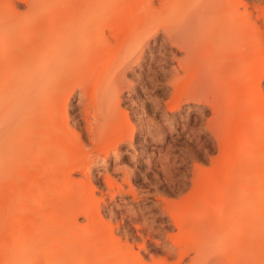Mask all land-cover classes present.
Here are the masks:
<instances>
[{
	"label": "bare ground",
	"instance_id": "bare-ground-1",
	"mask_svg": "<svg viewBox=\"0 0 264 264\" xmlns=\"http://www.w3.org/2000/svg\"><path fill=\"white\" fill-rule=\"evenodd\" d=\"M97 1L98 0H95L94 2ZM106 1L108 0H104V2ZM182 1H189V3L193 2V0ZM207 1L208 0H205L204 5L201 6L199 11L195 10L196 12H192L188 16L181 19V29L174 32L170 37L173 43L174 41H178V43L181 42L186 47V55L189 57L188 58L186 56L187 59H189L187 62H190V66L192 63L191 59L193 62H195V59L196 61L198 60L197 63L202 60L199 62V64L203 61L206 64V66H204V62L201 63V67L197 69L198 72H200L202 69L204 73L202 72V79L199 76L201 79L199 82L200 85L194 84L196 87L194 86L193 89L197 88V85L198 89H192V96H203L202 92H205V90L208 92L210 89L214 90L215 93L218 92L216 95L213 93L214 100L216 101L214 108H219L217 110L222 112L221 107L224 104H220L223 99L221 100L222 95L221 93L219 94V86H221V79H227L234 81L233 83L235 85L232 83L233 85L230 86L226 91L224 95V102L228 99L227 97H229L230 94H233V99H230L231 103H229L232 104L233 111H237L236 114L239 113L242 117L243 114L246 115L247 112L254 108H258L260 111L264 110V100L261 99L264 97H262L259 93L258 81L260 79H257L264 76V69H262L264 66H261L264 64L258 62L260 64L258 67L259 70L256 72L253 70L257 61L264 60L261 59L264 58V30H262L264 28L261 29L260 26H257L258 24L256 20L252 19L253 15L247 10V5H245V9L243 8L244 10L237 8L236 12H233V15H231L232 13L230 14L226 7H228L231 2V7H239V4L237 5L236 3L235 5V1ZM144 3H146L145 0ZM243 3L244 2L242 1V4ZM45 6V0H37L33 4V7L29 9L27 16H18V14L9 12L3 19V23H0V158H6V161L9 164V168L7 169L9 173L3 172V174L5 173L7 175H4L6 179H4L5 177L1 175L0 176L3 177L2 180H5L7 187L12 191L16 189V191H18V189L21 187L24 188L23 184L26 181L24 180V176H26L25 178L28 179L26 181L27 183L24 184V191L28 190L30 187H33L32 191H34L35 196H37L38 193H36L37 191L34 189H36V186H40L42 189H46L45 192L47 193V196L45 195V197L42 196V198H38L40 199L38 204L35 203V206L33 205L35 209L37 206L39 212H34L29 220L23 219L24 217L20 218L21 220H18L17 218L18 221L16 222H14L15 220L13 222L11 220V222L14 223L12 224L13 226L11 228L14 229V234L18 236L17 239L19 238L20 241L15 239V244H12L13 240L10 237L13 235H9V238L12 242L10 241L11 243L2 245L3 249L5 246V249L2 250L3 253H0V264L226 263V260H228V248L230 249V245L232 246V244H230V240H227V238L229 239L233 236L224 237V233H226L228 227L225 228L222 226L224 224L229 225V219L228 217H225L228 221L223 218L218 221V218L216 219L215 217L213 219H206V217L209 218L213 215L206 213L207 208L205 205L202 206L203 208L205 207V217L202 216V218L197 219L195 215L196 210L194 211L193 209L195 208L194 202L196 201V204H198L197 199L199 197L192 201V199H194H191L192 195H190L189 198L186 197L187 199L184 200L187 201H185V203L183 202L184 204L181 206V208L178 211H173L174 213H172V218L175 220V226H177L180 231H184L185 233L183 232V234L185 236L182 233H178V240L181 241L179 242L176 239V242L172 241L173 244L171 245H169L166 240L163 241L169 252L173 249L178 253L179 257L174 261L166 256L168 255V250L166 251L167 254H165V256L160 260H156L154 257H152L151 262H147L145 260L143 261L140 256H138V251H133L134 248L132 249L130 244L128 246L122 247L120 245L121 243L119 244L118 242H115L117 238L113 234L112 228H109L106 223H104L105 225L100 223V225H102H99L100 228L102 227L101 230L99 227V230L95 227H92L93 225H91V223H95L97 219L95 218V215L92 211L93 204H87L85 202L84 206L83 203L81 205L83 206V209H81L86 213L87 218L89 217L87 221L90 225L86 221L88 225L86 232H91L95 229L94 233L97 234V232H101L102 235H99L100 237L96 236V240L92 239L94 242L91 241L93 244L91 245V242H87V240L89 241L87 237L89 234L93 235L94 233H88V235H86L87 233H84L83 235L80 233L81 231H79L78 234L81 235L78 237V240L84 239L83 242H87V245L90 244L91 246L95 247L93 251L96 250V252H92V249L89 247L90 245L88 247L91 250H89L88 247H85L84 249L82 243L81 245L83 246L84 250L82 249V246L75 245L77 242L75 243L73 241H76L77 238L75 236H78L75 233V236H73L76 239L72 241L71 237L68 236L70 233L65 231L68 233V235L66 234V237L70 238V240H67L65 243V232L60 229L59 225L56 224V226L52 223V219L48 216L49 214L46 217L45 214L41 212L44 210L42 208L49 204V201L46 200V202H44V200L48 197L51 199L50 195L57 190L58 186L63 188L62 180L64 186L66 187H73L75 185V178L71 177L69 174L73 167H75V169H79L85 175V178H81L79 180L76 179V181H80L79 184L84 186L83 190H81L83 191V196H87L88 191L92 192L90 187L87 188L88 190L86 189V187L90 186L92 183L90 176L91 161L88 160L89 156L87 155L89 153L84 152L85 144L81 138V134L77 132L75 133V131L73 132L69 127L67 116L68 104L65 102V98H68V96L74 93L78 94L77 100L73 107L76 108L77 111L80 110V118L78 119L82 118L84 120L85 128L89 135L88 137H90L91 142L94 143V147L98 150L99 154L105 155L102 157L103 162L106 165V160L111 152H118V141L121 140V138H124L126 134L129 133V131L133 128L127 117L121 116L122 111L120 112L121 107L119 101L121 97V91L127 86H131L129 85V81H126L125 79L126 69L132 68V66L135 64L140 65V61L146 55L145 49L148 45H150L149 35L154 30V28L150 26V17L145 14L146 11L144 9L141 10V12H143L139 18L137 17V21L135 20V15L132 16L133 13L128 12L129 9L127 10V7L124 9L125 6L123 7V5H118V8H112L109 5H96L94 3H90L86 6H78L77 8L73 9L65 7L63 10H61V8L54 10V14H57V16L59 14L61 18L56 19L53 14H50L47 15L49 16L48 18L50 19L52 16V18H54V21H50L43 15V13H45ZM119 6H122L123 10ZM152 7L155 6L149 5L151 10ZM149 8L147 9L149 10ZM221 13H223V15H221ZM216 14L217 16H215ZM214 16L217 18H214ZM112 17L116 18V20H112ZM106 29L112 30L113 38H110V36L108 37V34L106 35ZM150 57L149 59H152ZM194 57L195 59L193 60ZM251 59L252 62H249ZM185 60L183 59V61ZM247 63H249L248 68H252V71L250 72L249 69V73L244 75L245 66ZM202 66L204 67L202 68ZM234 70H236V72ZM232 71H234V73H232ZM199 74L200 73H195L197 76ZM199 77L196 78L199 80ZM198 80H195L196 83H198ZM212 90H210L211 93L213 92ZM182 91L178 89L174 93L175 97L181 98L183 95ZM184 97H186V95ZM207 102L210 101L208 100ZM216 118H219V116L217 115L215 118L213 116L210 122ZM255 121L264 124V115L259 113L258 115L252 117L250 124H253ZM215 122H217V124L214 127L217 126L218 128L221 124V121L216 119ZM226 124L228 126V123ZM230 126L228 127L230 128ZM224 128L226 129V127ZM227 130L229 131V129ZM250 130L253 131L252 138L254 140H252V142L254 144H258L261 140L259 129ZM231 133L232 132H229L230 135ZM233 138L234 137H231L232 140ZM216 140L219 139L216 138ZM226 140L231 141L229 139ZM241 143H245L243 138L241 139ZM259 153L261 152L257 150L255 152L251 149L249 153H247L248 155L246 154L247 159H249V157L250 159H256ZM73 157L77 158L74 159ZM237 158L240 159L239 156H237ZM116 161V158L112 159L114 169L117 168ZM102 164L103 163H101V165ZM258 165H260V162ZM87 171H89V174ZM242 172L244 174H248V176L251 175L253 178H256L255 176L259 178L261 176L260 173H264L258 169V167L255 168V170L250 168L246 171L242 170ZM19 175H21L20 178L18 177ZM8 177L9 180L7 179ZM262 177H264V175H262L261 178ZM206 178L203 186L201 185L202 187L199 188L197 185L196 190L193 191V196L196 197L198 188V193L200 192L203 194V192H205L206 194L208 193V196L209 194L215 195L216 189L214 190L213 188V190L210 189V191H207L208 188L206 186V181L208 178L207 180ZM20 179H23L24 182H22ZM104 181L105 183L109 184L110 187H113L114 184H118L120 187L118 188L119 191L123 188L121 184L116 182L115 178H110L108 174H105ZM237 183L238 182H236V184ZM247 185L244 186L243 184V187H239V185L238 188H233V191H235V196H232L234 200L237 198L239 200V197H243V195L248 193L261 196L264 194V185L257 187H249ZM66 187H64V189ZM234 187L237 186L234 185ZM12 193L14 194V191ZM15 194H17V192H15ZM15 194L14 196H16ZM261 196H258L257 200L256 197L251 199H255L256 202H258V199L261 198ZM53 197L54 196H52V201L54 199ZM212 197L214 196L212 195ZM22 198L24 199L25 197ZM205 198L208 197L206 196ZM16 199L13 197V195L5 197L3 194L2 197H0V207L4 203H9L11 208L15 209V207H13V203H16L18 200ZM72 200L74 199L72 198ZM81 200L83 199L81 198ZM260 200L258 202L259 204L264 203V201L261 202ZM22 201L24 202L25 200ZM71 201H69L67 204H72ZM207 201L210 202V200ZM74 202L72 204L73 206L81 203H77L76 201ZM87 202L89 203V201ZM121 202L122 204L127 203L128 200L123 198V201ZM27 203L32 202L30 201ZM203 204L207 203L203 202ZM62 205L63 204H60V207L56 205L57 207L53 206L52 208L50 207L51 210H46L50 212L53 209V212L56 213L58 212V209L62 207ZM72 205H69V208L67 206L68 210L66 209V211L68 212L65 213H69L71 212L70 210L75 211L77 209L78 211H82L79 209L80 205L78 206L79 208L76 206L77 209H74L75 207H72ZM217 205L219 204L217 203ZM63 208L64 207L61 209ZM13 209L11 210L13 212L16 211L18 213V211H20L18 208V210ZM61 209L59 211L60 213L58 212L59 214H61ZM5 211L7 212V209ZM32 211H34V209ZM20 212V215H25L26 212L30 211L21 210ZM62 212L64 213V210H62ZM58 213H56V215H58ZM72 213L78 214L76 211ZM5 214L4 216H6ZM62 215L64 214H61V216ZM26 216L27 215H25V218ZM7 220L8 219L0 217V226H2V222ZM256 221L258 222L256 223L254 221L256 226L255 224H252L253 226L257 227L256 230L255 228L253 230L255 233H257V229H260V223L261 225L264 224V222H262L264 220H261V217L259 218V214ZM24 227H26L27 231L24 229ZM252 227L249 225V230H251ZM75 228L76 227H73L74 230L78 231L79 227L76 229ZM1 229L2 228H0V230ZM23 229L26 232L24 233L25 236L22 240L20 238L22 237L21 233ZM37 229H39L41 233L43 232L38 236V238L41 239L40 242L35 240V237L37 236ZM70 229L72 230V228ZM217 229L223 230L221 231L222 233L219 231L221 233L220 234L217 231V234ZM262 230L264 229L261 228V231ZM199 231H202L201 235ZM230 231L231 230H229V233H231ZM47 233H53V239L47 242L48 245H46V242L42 241V239L47 237ZM262 233H264V231H262ZM262 233H259L258 236H260ZM96 234H94V236ZM85 235L86 238H82ZM169 235L170 236H167L170 238L169 240H171V233ZM181 235L182 238L180 239ZM218 235L221 238L223 236L225 239L222 238L224 240H221ZM114 237L115 241L113 240ZM144 238L142 240H144ZM231 241L236 242L238 240L235 239L234 236V239L232 238ZM226 243H228V246ZM141 244V248H144L145 246L143 245V241ZM233 246L235 247L236 245ZM241 246L244 247L243 244ZM241 246L231 248L233 250L236 249V252H234L237 254V250L241 253L239 250L241 249ZM232 249L230 253H233ZM78 250L81 252L79 253ZM77 252L79 254H76ZM260 252L261 254L259 256L264 255L262 254L264 251L260 250ZM233 255L234 254H229L228 257L232 256L233 258H231V260L233 259V261H236L235 257H237L238 254L235 256ZM184 257H187V260H184ZM225 258L227 259L224 260ZM257 258L260 259L259 257ZM262 258H264V256H262ZM258 259L256 260L257 263ZM240 260L241 259L239 258V262ZM233 261H231V263H233ZM252 264L255 263L252 261Z\"/></svg>",
	"mask_w": 264,
	"mask_h": 264
},
{
	"label": "rangeland",
	"instance_id": "rangeland-1",
	"mask_svg": "<svg viewBox=\"0 0 264 264\" xmlns=\"http://www.w3.org/2000/svg\"><path fill=\"white\" fill-rule=\"evenodd\" d=\"M36 1L37 0H0V23H3V19L9 12L18 14V16H27L29 9L33 7V4ZM45 1V13H43L45 18H48L49 16L47 15L50 14H53L56 19L61 18L59 14L58 16L57 14H54V10L60 8L61 10H63V8L65 7L73 9L77 8L78 6H86L90 3H94L96 5H109L112 8H118V5H123V7L125 6L124 9L127 7V10L129 9L128 12L133 13L132 16L135 15V20H137V17H140L141 13L143 12H141V10L144 9L146 11L145 14L150 17V26L154 28L153 32L149 35L150 45L146 47V55L140 61V65L135 64L134 66H132V68L126 69L125 79L126 81H129V85L131 86H127L126 88L122 89L120 94V112H124H121V116H126L129 122H131L133 128L129 131V133L126 134L124 138H121V140L118 141V152H111V154L106 160V165L103 162L102 157L105 155L99 154L98 150L94 147V143H92L90 137H88L89 135L86 131L84 120L82 118L78 119L80 118V110L77 111L76 108L73 107L74 103L77 100L78 94L74 93L68 96V98H65V102L68 104L67 116L69 127L73 132L75 131V133L77 132L81 134V138L85 144L84 148L86 149L87 146V149L86 151L84 149V152L89 153L86 154L89 156L88 160L91 161L90 176L92 182L90 186L86 187V189L90 187V190L92 189V192L88 191V195L83 196V191L81 190H83L84 186L79 184L80 181H76V179L79 180L81 178H85V175L82 171L73 167V169L70 170L69 174L71 177L75 178V182L77 183L74 182L75 185L73 187H66L64 186L62 180L63 188L58 186L57 190L54 192L55 194L53 193L50 195L51 199H49L48 197L44 200V202H46V200L49 201V204H47V206H45L46 204L43 205L45 206L42 208L44 210L41 211L40 209V211L43 212L46 217L49 214L48 216L52 219V223L54 225L57 224L59 225L62 231L70 233L68 235V233L65 232V243L67 240H70V238L66 237L67 234L69 237H71L72 241L77 238L76 241H73L75 243L77 242L75 245L82 246V243L85 249V247H88L90 244L93 245L92 242L96 240V236L100 237L99 235H102L101 232H99L101 234L97 232L99 229H102V227H99L100 223H103L102 225H105L104 223H106L109 228H112V232L117 238L116 241L115 237L113 239L116 243H121L120 245L122 247L128 246L130 244L132 249L134 248L133 251H138V256H140L143 261L145 260L147 262H151L152 257H154V259L156 260H160L162 257L165 256V254H167L166 251L168 250L163 241L166 240L169 245H171L173 244L172 241L176 242V239H179L178 233L183 234L184 232H182V230L180 231L179 228L175 226V220L174 218H172V213L178 211L181 208L185 201H187L184 200L187 199L186 197L189 198L190 195L193 196V191L196 190L197 185L199 186V188L203 186L205 178L207 177V191H210V189L213 190L214 188V190L216 189V192L215 195L212 194L214 196L212 197V195L209 194L208 196V193L206 194L205 192H203V194L200 192L198 193V188L197 193L195 192L197 194L196 197L191 196V199L194 198L192 199V201L196 200L199 197L197 199L198 204H196V201L194 202L195 208L193 210H196V218L200 219L202 218V216L205 217L206 213H209V215H213L209 218L206 217V219H213L215 217L216 219L218 218V221H220L222 218L226 219L225 217H228L229 221L227 219L226 220L229 222V225L224 224L222 226L225 228L228 227V230H225L226 233H224L225 235H223L224 237L233 236L230 237L231 239H234L235 236V239H237L238 241L232 242L233 240L231 241L230 238H227V240H230V244H232V246L230 245V249L228 248L229 252L227 254H234L233 256L237 254L238 255L237 257H235L236 261H233V259L231 260V258L233 257H228L227 255L228 260H226L227 258L224 259L226 260V263H231V261H233V263L231 264H252L253 261V263L255 264H264V258H262V256L264 255L259 256L261 254L260 250L264 251V247H262L264 246V233H262V231L264 230L261 231V228L264 229V226H262L264 224L261 225L260 223V229H257L256 231L257 233H262L260 234V236H258L259 233L257 234L255 233V231H253L254 228L255 230L257 228L255 227V222L258 223L256 221L258 218V214L259 218L261 217V220H264V206H262L264 205V203H260L262 205L258 203L260 199H262L260 200L261 202L264 201V194H262L261 196L257 194L248 193L243 195V197H239V200L238 198L234 200L232 197L235 196V191H233V188H238L239 185V187H241L243 184L244 186L248 184L247 186L249 187H257L260 185H264L261 184L264 183V177L261 178L264 173H260L261 176L259 178L257 176H255L256 178H253L251 177V175L248 176V174H244L242 172V170L246 171L250 168H253L255 170V168L257 167L262 172H264V160H262L264 159V124L258 121H255L253 124H250L251 118L258 115L259 113H262V115H264V110L260 111L258 110V108H254L247 112L246 115L243 114L242 117L239 113L236 114L237 111L234 112L232 109V104H230V99H233V94H230V96L227 97L228 99L224 102V95L226 91L230 86L234 84V81H230L227 79H221V86H219V94L221 93V95L223 96H221V100L223 99L222 102H224H220V104H224L222 106L223 109L221 107L222 112L217 110L219 108H214L216 103V101L214 100V94L216 95L218 92L215 93L214 90L210 89L213 91L212 93L210 92V90L208 92L205 90V92H202L203 96L199 95L197 97H193V92L191 93V91L194 86L196 87V85L194 84L200 85L199 82L202 79L204 73L202 69L201 71L199 70L200 72H198L197 69L201 67V63H203L204 61L201 62L200 65L199 62L202 60L197 63L198 60L196 61L194 57L193 60L195 59V62H193L191 59L192 63L190 66V62H187L189 61V59H187L188 56L186 55V47L181 42L178 43V41H174V44L172 42V39L170 38L174 32L179 31V29H181L182 24L180 20L188 16L192 12L199 11L201 6L204 5L205 0H193L192 3H189V1L182 0H145L146 3H144V0H108L106 2H104V0H98L97 2H94L95 0ZM231 1H235V5L237 3V5L239 4V7H231ZM231 1V4L226 7L227 11H229L230 14L232 13L231 15H233V12H236L237 8L240 10H244L245 5H247V10L253 15L252 19L256 20L258 24L257 26H260L261 29L264 28L262 27L264 26V0ZM242 1L244 2L243 4ZM128 2L131 4H129ZM141 2H143L144 4ZM148 3L150 6L153 5L155 7H152L151 10L149 8ZM123 7L121 6L120 8H122L123 10ZM147 8H149V10ZM221 15H223V13H221ZM215 16H217V14ZM215 16L214 18H217ZM52 17H50V19L48 18V20L54 21V18ZM112 20H116V18H113ZM105 33L106 35L108 34V37L110 36V38H113L112 30L106 29ZM151 53L153 54V57ZM2 54L5 55L4 53ZM149 57L152 59H149ZM183 59L187 60L183 61ZM261 61L256 62L255 67L253 68L254 72L259 70V63L264 64V62ZM249 62H252V59L249 60ZM248 65L249 63H247L245 66L244 75L249 73V71H252V68H248ZM204 66H206L205 62ZM204 66H202V68ZM262 69H264V67H262ZM234 71L236 72V70ZM234 71H232V73H234ZM195 73L200 74L197 76L195 75ZM199 76L201 77V79ZM193 77H199V80ZM257 79H260L258 81L259 93L262 97H264V76L259 77ZM195 80H198V83H196ZM198 85L197 88H194L193 90L198 89ZM177 88L181 91L183 90V95L181 96V98L175 97L174 93L178 90ZM185 95L186 97H188H184ZM261 99L264 100V98ZM208 100L210 102H207ZM212 115L214 116V118L217 117V115L219 116V118H216L217 120L221 121V124L218 128L217 126L214 127L217 124V122H215L216 119H213V121L210 122V120L213 118ZM226 123H228V126H232V124L233 126L237 125L234 126L236 130L233 128V126L232 128L231 126L229 128ZM238 126L241 127L239 128ZM224 127H226V129ZM227 129H229V131ZM250 129H259L261 140L258 144H254L252 142V140H254L252 138L253 131ZM229 132H232L231 135L229 134ZM231 137H234L233 140L231 139ZM216 138H218L220 141L216 140ZM242 138L245 143H241ZM226 139H229L231 141H228ZM250 142H252L253 144ZM250 148L255 152L256 150L261 152L256 157V159H250V157L249 159H247V153H249V151L251 150ZM242 155H245L244 157L246 158H244ZM237 156H239L240 159H238ZM73 158L76 159L77 157ZM114 158H116L117 160L116 169H114L112 163V159ZM259 162L260 165H258ZM101 163L103 164L101 165ZM8 168L9 164L6 161V158L4 159L1 157L0 175L5 177L4 175L6 174H3V172L9 173V171H7ZM87 173L89 174V171H87ZM105 174H108L110 178H115L116 182L123 186L122 190L119 191L118 188L120 187L118 186V184H114L113 187H110L109 184L105 183ZM1 176L0 197H2V195L4 194L5 197L13 195L15 199L16 196L18 199H16V203H13V207H15V209L11 208L9 203H4L3 205H1L2 208L0 207V217L9 220L2 222V226H0V228H2V231L0 230V249L2 248L0 250V253H3L2 250L5 249V246L3 249L2 245H6V243H11V239L13 240L12 244H15V239H17L18 237L14 234V229L11 228L13 226L12 224H14L12 222L14 220V222L21 220L20 218L23 217V219L29 220V218L32 217V214L34 212H39L37 206L35 209L34 204H38L40 200L38 198H42V196L45 197V195L47 196V193L45 192L46 189H42L40 186H36V189H34L35 191H37L36 193H38L37 196L39 197L35 196V192L32 191L33 187H30L28 190L24 191V184L27 183L26 181L28 179L25 178L26 176H24V180H26L23 184L24 188L21 187L18 189V191H16L17 189L13 190L14 194L15 192H17V194H15L16 196H14V194L12 193L13 191L7 187L5 180H2L3 177ZM18 177L20 178L21 175H19ZM4 179H6V177ZM7 179L9 180V177ZM24 180L22 179L21 181L24 182ZM200 181H202L203 183ZM236 182H238L237 184H239L240 182V184L237 185ZM198 183L202 184L199 185ZM234 185H236L237 187H234ZM64 187L66 188L64 189ZM52 196H54L53 201ZM206 196L208 198H205ZM258 196H261V198H259L258 202H256ZM22 197L25 198L23 199ZM254 197H256V200L254 199L255 201L251 199ZM72 198L74 200H72ZM81 198L83 200H81ZM123 198L127 199L128 202L122 204L121 201H123ZM219 199L222 201H220ZM22 200H25L26 202L24 201V203ZM29 200L32 203H27L30 202ZM207 200H210V202ZM69 201H71L72 204L74 201H76L77 203L81 202L76 205L77 208L80 207L79 209L84 206L85 202L87 204H93L92 211L95 215V218L97 219L93 224L90 220V223L91 225H93L92 227H95L97 229L99 227V229L96 231L98 235L94 233L95 229L91 232H86L88 227L87 223L89 224L87 219H89V217L87 218L86 213L82 210L83 208L81 209L82 211H78L75 205L73 206L71 203L67 204ZM87 201H89V203ZM203 202L207 204H203ZM82 203L83 206H81ZM217 203L219 205H217ZM60 204H63L62 207L64 208L61 209V207L60 209L61 214L64 215L61 216V214H59L60 209H58L59 213L56 212L58 213V215L53 212V209L50 212L47 211L51 210L53 206L57 207L56 205L59 206ZM69 205L75 207L74 209H77L75 211L78 214L72 213L75 212L72 210H70L71 212L69 213H65L68 212L66 211V209L68 210ZM204 205L207 208L206 213L204 210L205 207H202ZM5 208L7 209V212L5 211ZM17 208L20 209V211L28 210L31 213L26 212L25 215L27 216L25 218V215H20V211H18V213L16 211H11L12 209L18 210ZM33 209L34 211H32ZM62 210H64V213L62 212ZM4 214L7 217L4 216ZM63 217L65 218V220ZM252 224H255V226H253ZM249 225L250 227L253 226L251 230H249ZM73 227H79L78 231L74 230ZM70 228H72V230ZM24 229L27 231L26 227H24ZM24 229L22 230V237L20 238L22 240L25 236L24 233L26 232ZM220 229H217L216 233L217 231L218 233L223 231ZM38 230L39 229L36 230L37 236L35 237V240L40 242L41 239L38 238V236L43 232L41 233L40 230ZM229 230H231V233H229ZM79 231H81L80 233L83 235L84 233H87L86 235H88V233H94L96 235L94 236V234H89L90 237H87V239H89V241L87 240V242H92L87 245V242H83L84 239L78 240V237L81 235L78 234ZM199 232L201 235L202 231ZM74 233L78 236H75ZM168 233H171V240H169L170 238L168 236L170 235ZM9 235L13 236L10 237ZM86 235L82 238H86ZM143 235H146L148 237L145 236L144 238ZM224 237L222 236V238ZM143 238L144 240H142ZM181 238L182 235L180 236V239ZM222 238L221 240L225 239ZM52 239L53 233H49L45 239H42V241L46 242V245H48L47 242H49V240L51 241ZM17 240L20 241L19 238ZM141 240L144 242V248H141ZM178 241L180 242L181 240ZM226 244L228 246V243ZM242 244L244 245V247L241 246ZM91 245L89 247L92 249V252H96V250L93 251L95 247ZM233 245L236 246L234 247ZM79 246L76 247L81 248ZM239 246H241V249L238 248L241 253L237 250L238 253L236 254V249L233 250L232 248H236ZM90 248L89 250H91ZM231 249L233 253H230ZM78 252L76 254H79L81 251L79 253ZM262 254H264V252H262ZM166 256H168L169 259H172V261L178 259L179 257L178 253L173 249L170 250V252L168 250V255ZM256 256L260 259H258ZM239 258L241 259L240 262ZM183 259L187 260V257H184ZM257 259L258 263L256 261Z\"/></svg>",
	"mask_w": 264,
	"mask_h": 264
}]
</instances>
